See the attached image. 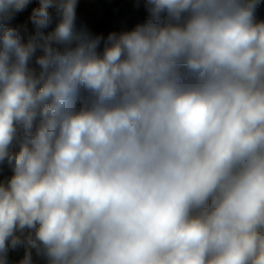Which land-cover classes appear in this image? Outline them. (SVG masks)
Returning a JSON list of instances; mask_svg holds the SVG:
<instances>
[{
  "label": "clouds",
  "instance_id": "clouds-1",
  "mask_svg": "<svg viewBox=\"0 0 264 264\" xmlns=\"http://www.w3.org/2000/svg\"><path fill=\"white\" fill-rule=\"evenodd\" d=\"M261 2L146 0L104 37L0 0V264H264Z\"/></svg>",
  "mask_w": 264,
  "mask_h": 264
},
{
  "label": "crops",
  "instance_id": "crops-1",
  "mask_svg": "<svg viewBox=\"0 0 264 264\" xmlns=\"http://www.w3.org/2000/svg\"><path fill=\"white\" fill-rule=\"evenodd\" d=\"M33 7H38V0H33L28 9L16 15L12 21L13 25H28L29 32L33 31L32 25L28 20ZM77 20L76 31H87L92 29L105 30L111 29L114 32H121L132 29L137 23L143 22L147 17L146 0H138L136 11L132 12L122 5L121 0H77ZM258 20H264V0L256 11ZM56 19L53 25L46 30L51 32L55 28ZM39 54V53H38ZM12 175L11 168L5 162L0 164V181H6ZM25 253L24 246L16 250H10L8 254V264H17ZM34 264H46L44 258L37 256L32 250Z\"/></svg>",
  "mask_w": 264,
  "mask_h": 264
},
{
  "label": "trees",
  "instance_id": "trees-1",
  "mask_svg": "<svg viewBox=\"0 0 264 264\" xmlns=\"http://www.w3.org/2000/svg\"><path fill=\"white\" fill-rule=\"evenodd\" d=\"M122 5L126 6L129 11H136L138 7V0H121ZM114 32L111 29H105V30H97V29H92L91 34L92 35H103L104 37H107L108 33ZM76 34L79 35L81 34L80 31H76ZM103 45H101V48Z\"/></svg>",
  "mask_w": 264,
  "mask_h": 264
}]
</instances>
